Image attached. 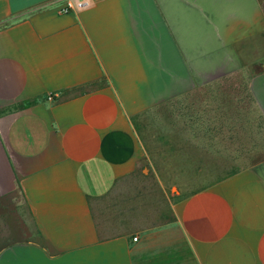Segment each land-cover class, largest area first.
<instances>
[{
	"label": "crops",
	"instance_id": "obj_1",
	"mask_svg": "<svg viewBox=\"0 0 264 264\" xmlns=\"http://www.w3.org/2000/svg\"><path fill=\"white\" fill-rule=\"evenodd\" d=\"M90 2L0 0V264H264V0Z\"/></svg>",
	"mask_w": 264,
	"mask_h": 264
},
{
	"label": "built area",
	"instance_id": "obj_2",
	"mask_svg": "<svg viewBox=\"0 0 264 264\" xmlns=\"http://www.w3.org/2000/svg\"><path fill=\"white\" fill-rule=\"evenodd\" d=\"M91 4L90 0H61L59 5L60 12H68L88 7ZM136 240V237H133Z\"/></svg>",
	"mask_w": 264,
	"mask_h": 264
},
{
	"label": "rangeland",
	"instance_id": "obj_3",
	"mask_svg": "<svg viewBox=\"0 0 264 264\" xmlns=\"http://www.w3.org/2000/svg\"><path fill=\"white\" fill-rule=\"evenodd\" d=\"M153 176H154V174H153L152 170L148 169V170H146L144 177H142V179H141L144 183H146L148 188L150 187V185L153 182V180H152Z\"/></svg>",
	"mask_w": 264,
	"mask_h": 264
}]
</instances>
